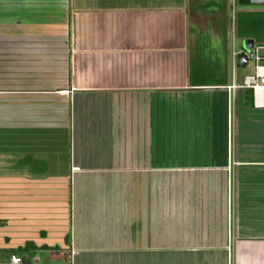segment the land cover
<instances>
[{"label": "crops", "instance_id": "1", "mask_svg": "<svg viewBox=\"0 0 264 264\" xmlns=\"http://www.w3.org/2000/svg\"><path fill=\"white\" fill-rule=\"evenodd\" d=\"M237 4L0 0V253L25 264L42 253L68 264H264V90L253 96L249 75L236 83L231 70L212 84L187 72L199 35L216 70L230 69L237 17L264 16V5ZM255 26L259 40L242 38L258 45L264 22ZM167 96L208 105L167 114ZM123 98L124 131L96 128V102ZM177 126L203 142L165 159L158 138ZM104 134L118 139L101 146Z\"/></svg>", "mask_w": 264, "mask_h": 264}, {"label": "rangeland", "instance_id": "2", "mask_svg": "<svg viewBox=\"0 0 264 264\" xmlns=\"http://www.w3.org/2000/svg\"><path fill=\"white\" fill-rule=\"evenodd\" d=\"M234 4H236V6L238 5L237 4V0H233V6H235ZM243 22H247V16H244V17H241ZM257 21L259 22H264V16H259V17H254V23H257ZM245 25L243 26H246V23H244ZM242 26V28H243ZM256 31L259 32V27L257 26H254ZM94 30H96V27L93 28ZM85 30V29H84ZM87 30V29H86ZM248 30V29H247ZM203 36L202 35H199V39L196 41V44H195V47H194V50H196V53H195V56L194 58H196L195 61H193V63H191V65H189V69L190 70H187V72L189 73V77L192 81H199L201 83H207V84H212V83H215L218 79V77L222 74L225 73V80H229L230 78V69H229V65L227 64L226 68H225V72H221L220 70H216L217 66H216V63L212 64L209 59H210V53L208 52V49L207 47H205V43L204 41L201 39ZM240 36L237 35V32H236V35H232V38H231V48H232V51L237 53L240 49H242L244 51V53H248L256 44H253V42L251 40H248V39H245V38H238ZM228 42H229V39H228ZM264 43V42H263ZM228 44V43H227ZM227 51H229V46H228V49ZM252 74V66L251 64L247 63L243 68H235L233 69V77H234V80L236 83H240V79L243 78L244 76L246 75H251ZM166 98V101H165V113L169 114V113H175L176 111H178V113H182V112H188L189 109L192 111V112H205L206 109H204L205 105H208V99L207 98H200L197 100V103L194 104L193 101H192V98H191V103H190V100L188 97H174L172 98V100H170V96H167L165 97ZM162 98H160L161 100ZM207 99V100H206ZM117 104H115L114 102L112 103H105L104 101L102 100H98L96 102V128H102V132L104 129H106L107 127L109 128V130L111 132H114V130L116 129L118 132H123L124 131V119L122 118V115L125 113L124 112V105L126 103V99L123 98V99H118L117 100ZM161 105V104H160ZM191 105V106H190ZM191 108H190V107ZM5 112L7 111V106H5ZM151 107V105H150ZM106 111V113H108L109 111L111 112V115H112V120L110 123V121H108V118L107 116L108 115H105V117L103 116L102 118V115L103 113ZM205 114V113H204ZM115 117V118H114ZM99 121V125H97ZM189 121V119H188ZM195 121H201L199 119V117H197V120L196 119H191V122H193V124H195L194 122ZM108 122H109V126H108ZM180 122V121H179ZM178 122V123H179ZM198 122V123H199ZM100 126V127H98ZM177 132H175L176 130L173 129V131L171 132V135L167 132H165L166 134L165 135H161L160 133V136H159V143L162 142V140L164 139L163 142H165L166 146H164V149L165 151L163 153H165V159H168L169 158V155L171 154L172 158H179L178 155L182 154L183 152L186 153L187 151L185 150H181L180 151V147H184V149L187 150V148H189L190 145H193V142L195 140H197L198 143H201L203 142L202 139L204 138L203 136V133H201L200 130H198V132H196V134H183L181 132V128L180 126H177ZM198 128V127H197ZM100 130V129H99ZM122 130V131H121ZM193 131V130H191ZM116 134V133H115ZM5 138L7 137L8 133L6 132L5 134ZM104 137H106L104 139ZM104 137L101 136L100 138V145L105 143V147L106 145L108 144V142H110L111 144H113L114 142H116V138L118 139V135L115 136H110L111 137V140H109V137L104 134ZM153 135L151 136V139H152V143H155L154 139H153ZM200 138V139H199ZM171 140V141H170ZM172 144V147H168V143ZM85 143V141H84ZM86 144V143H85ZM84 144V146H85ZM119 145V142L117 143ZM102 146V145H101ZM111 147V146H109ZM169 148V151H167ZM114 151H103L100 150L98 153L100 154V157H103L101 156V154L104 155H111V153H113ZM177 154V156H176ZM61 156V153L59 154V157L60 158ZM61 158H64V154L61 156ZM66 159H67V156H66ZM37 163V162H36ZM33 169H41V168H44V166L42 164H38L37 165H33L32 167ZM57 169H60L59 167H57ZM61 170V169H60ZM9 171V170H8ZM121 190H123V181L118 183V186H117V194H116V197H114L116 200H120L121 202H123V199H124V194L121 192ZM104 191H107L103 189V187H101V192L103 193ZM109 191V189H108ZM105 193V192H104ZM105 196V195H104ZM26 252V251H25ZM7 256V259H6V262L9 258L8 256V253H0V258H1V264L3 263L4 264V261H3V258H5ZM20 256H22V254H20ZM39 262L40 264H68L67 261H50L48 259V257L46 256V254H41L40 255V258H39Z\"/></svg>", "mask_w": 264, "mask_h": 264}, {"label": "built area", "instance_id": "3", "mask_svg": "<svg viewBox=\"0 0 264 264\" xmlns=\"http://www.w3.org/2000/svg\"><path fill=\"white\" fill-rule=\"evenodd\" d=\"M239 55H243L246 59V64L249 63L252 66V74L243 78L242 86L251 90L253 96L264 90V43L254 46L248 53L233 52L230 51V70L233 74L235 67V60ZM236 86L232 83L227 87V91L233 95L236 90ZM232 100V99H231ZM8 264H22L21 259L16 255H10Z\"/></svg>", "mask_w": 264, "mask_h": 264}, {"label": "trees", "instance_id": "4", "mask_svg": "<svg viewBox=\"0 0 264 264\" xmlns=\"http://www.w3.org/2000/svg\"><path fill=\"white\" fill-rule=\"evenodd\" d=\"M244 16H247V22L241 21L242 20L241 17H244ZM254 17L255 16H253V15H239L237 17L236 32H237L238 36H240V37H252L255 40L260 39V37L259 38L257 37V34L255 32ZM244 23H246V26H243V25H245ZM242 26H243V28H242ZM22 251H25V250H22ZM22 262H24V261H22ZM24 264H25V262H24Z\"/></svg>", "mask_w": 264, "mask_h": 264}, {"label": "water", "instance_id": "5", "mask_svg": "<svg viewBox=\"0 0 264 264\" xmlns=\"http://www.w3.org/2000/svg\"><path fill=\"white\" fill-rule=\"evenodd\" d=\"M244 5H264V0H239ZM246 65V59L243 55H239L235 60V68H243Z\"/></svg>", "mask_w": 264, "mask_h": 264}]
</instances>
